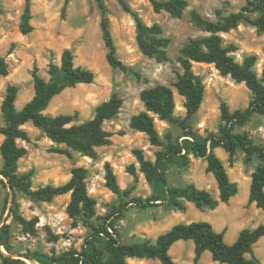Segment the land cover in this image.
<instances>
[{"label":"rangeland","instance_id":"obj_1","mask_svg":"<svg viewBox=\"0 0 264 264\" xmlns=\"http://www.w3.org/2000/svg\"><path fill=\"white\" fill-rule=\"evenodd\" d=\"M27 1L30 4V24L33 30L22 35L19 25ZM64 1L0 0V57L9 65V74L0 78V106L6 88L14 85L18 88L15 108L20 110L34 95L33 69L36 68L38 74L47 80L49 64L59 65L65 49L72 51L75 67L94 73V81L63 90L52 99L45 114L75 115L73 124H80L90 120L96 107L113 95L121 98L123 104L117 115L105 122L103 128L111 134L110 142L95 148L97 156L94 159L71 149L70 158L55 153L53 149H64L65 146L53 143L31 123L24 125L29 141H17L26 150L17 163V173H31L30 190L47 185H63L70 180L74 169L85 170L87 194L95 203V214L91 222L95 226L103 225L104 219L109 217L108 222L114 223L120 242L125 244L146 239L155 241L176 224L197 221L210 223L216 232H223L224 241L231 244L241 230L264 225V213L254 204H248L251 175L259 162L256 159L246 162L242 151H237L229 162L228 154L223 149H214L230 181L237 184L238 193L227 204L220 203L214 210L202 211L186 201L185 211L157 201L159 192L140 171L134 155V150H142L145 158L154 163L157 154L165 152L167 145L181 143L186 135L205 138L218 134L219 127L223 125L220 117L222 103L231 112L247 108L252 100L251 91L244 83H237L230 76L221 75L213 64L194 63L192 66L205 90L198 112L190 118H186L184 99L171 86L176 73L182 72L177 59L183 47L190 39L208 35L193 25L191 14L197 12L204 18L217 21V11L227 16L239 12L252 0H187L188 5L181 18H173L164 11L155 12L148 0H124L144 24L159 25L161 36L169 39L166 60L163 62L148 58L140 52L133 17L117 0H105L115 54L128 68V72L113 69L107 63L101 14L96 2L68 0L63 12ZM254 16L251 15L252 18ZM221 37L225 45L235 46L232 55L238 63H243L248 57H255L252 70L261 80L264 76V33H259L251 24L241 22L228 33L221 34ZM158 84L171 87L175 100L174 116L180 124H170L156 118L155 126L162 145L152 146L143 133L130 128L129 120L143 110L140 92ZM3 125L0 111V127ZM233 132L246 133L255 144L264 146V115H254L244 126L235 127ZM2 141L3 136L0 135V144ZM186 159V165L178 157L164 163L167 187L183 188L193 184L197 189L208 191L217 198V184L213 175L206 171V161L193 155L186 156ZM130 166H134L135 176L127 172ZM108 169L114 173L121 195L108 188ZM0 180H3L1 176ZM13 197L17 214L31 225H23L12 217L10 208L13 201L9 202L8 188H4L0 182V228L3 224L9 225V242L14 259L31 264L28 257L36 254L55 257L70 250L78 251L91 234L90 228L83 221L67 214L69 193L54 197L50 202L35 201L19 191H12ZM139 203H149V206L141 208ZM1 251L5 252L3 248ZM169 253L175 264H195L194 244L190 240L177 242ZM253 254L260 264H264V237L254 245ZM247 258L252 257L247 255ZM126 264L161 263L153 259H127ZM197 264L221 263L214 262L210 253L205 252Z\"/></svg>","mask_w":264,"mask_h":264},{"label":"trees","instance_id":"obj_2","mask_svg":"<svg viewBox=\"0 0 264 264\" xmlns=\"http://www.w3.org/2000/svg\"><path fill=\"white\" fill-rule=\"evenodd\" d=\"M101 14L102 37L107 48L106 60L113 69L128 72V68L117 59L115 45L109 30L107 8L105 0H94ZM122 8L134 19L136 25V42L140 52L148 57L163 62L166 60V50L169 39L162 37V29L154 24L147 26L131 11L124 0H117ZM155 12L164 11L173 18H181L187 8V0H148ZM68 0L64 1V12ZM217 21L202 17L199 13L191 14L193 25L207 36L190 39L181 50L177 61L182 72L176 73L172 88L184 99L183 106L186 118L196 114L201 106L204 96V85L201 78L192 69L194 63L213 64L223 76H230L237 83H244L252 93V100L244 110L231 112L225 103L220 106V117L223 125L219 127L218 134L201 138L186 135L185 139L176 145L169 144L165 152L158 153L154 163L147 160L142 150H134L135 158L140 166V171L146 179L153 183L159 192L156 199L169 207L185 211L184 201L192 203L198 210H214L220 203L227 204L237 195L238 186L231 182L227 171L214 153V149H223L229 157V162L237 151H242L246 162L256 159L259 164L251 175L248 194V204L264 213V146L255 144L246 133H234L235 127L244 126L254 115H264V76L257 78L252 70L255 57L246 58L243 63H238L232 53L234 45H225L221 34L228 33L241 22L254 26L259 33H264V0L248 1L239 12L227 16L217 11ZM255 16L252 18L251 15ZM31 11L27 1L19 30L22 35L32 32L30 24ZM9 74V65L0 57V78ZM48 79L38 74L36 68L32 71L34 95L20 109L15 108L18 88L9 85L6 88L0 111L4 125L0 127L3 141L0 144L2 166L0 175L4 178L1 184L10 187L13 193L22 192L35 201L50 202L54 197L70 194L67 214L71 218H78L90 228L91 234L87 237L80 250H70L55 257L36 254L28 257L37 264H126L127 259H153L161 264H175L170 256L171 247L179 241H192L194 244V263L197 264L205 252H209L214 262L221 264H260L253 254L254 245L264 237V225L254 229H243L232 244L224 241V233L216 232L210 223L204 221L189 224H176L168 231L159 235L155 241L146 239L142 242L121 243L120 235L108 218L103 225L95 226L91 220L95 214L94 200L88 196L84 182L85 170L74 169L70 180L60 186L47 185L37 190H30L29 178L31 173L18 175L17 163L25 155V148L18 145V140L29 141L28 133L23 126L31 123L41 130L53 143L64 145V149H53V152L71 157L70 149L91 159L96 158L95 148L105 146L110 142L111 134L104 130L105 122L112 120L120 108L123 100L117 95L95 109L93 117L80 124H73L76 116L45 114L52 99L66 88L78 84H91L94 73L88 69L74 66V55L70 49L62 52L59 65L50 63L48 66ZM170 86L158 84L144 89L139 98L143 110L131 116L129 126L131 129L143 133L152 146H161L155 119L170 124H180L174 116L175 100ZM182 124V122H181ZM193 155L206 161V171L211 173L216 181L218 196L213 197L208 191L197 189L193 184L183 188L167 187L165 165L166 161L175 157L181 158L187 164L186 156ZM127 172L135 176L134 166L127 168ZM107 186L115 194L121 195L116 177L111 169L107 171ZM10 212L12 217L23 225H31L17 214L15 198L12 199ZM7 202V201H6ZM141 208H146L149 203H139ZM5 207H3V210ZM2 210V211H3ZM9 225L3 224L0 228V262L1 264H26L20 259L12 258V248L9 242ZM5 250L7 254L1 251ZM250 255L252 258H247Z\"/></svg>","mask_w":264,"mask_h":264},{"label":"water","instance_id":"obj_3","mask_svg":"<svg viewBox=\"0 0 264 264\" xmlns=\"http://www.w3.org/2000/svg\"><path fill=\"white\" fill-rule=\"evenodd\" d=\"M1 176V175H0ZM2 177V176H1ZM3 178V177H2ZM4 179V178H3ZM8 188V191H9V194H10V200H9V202L11 203L12 202V190H11V188L8 186L7 187ZM4 254H7L6 252H3ZM12 258L14 257L13 255L11 256ZM29 260V259H28ZM29 262L31 263V264H35V262L34 261H32V260H29Z\"/></svg>","mask_w":264,"mask_h":264},{"label":"crops","instance_id":"obj_4","mask_svg":"<svg viewBox=\"0 0 264 264\" xmlns=\"http://www.w3.org/2000/svg\"><path fill=\"white\" fill-rule=\"evenodd\" d=\"M237 239V238H236ZM232 244V243H231Z\"/></svg>","mask_w":264,"mask_h":264}]
</instances>
